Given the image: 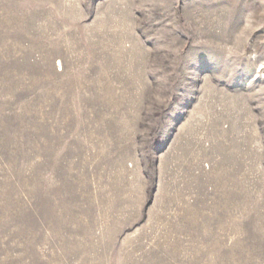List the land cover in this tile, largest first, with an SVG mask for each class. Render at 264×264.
I'll return each instance as SVG.
<instances>
[{
	"label": "rangeland",
	"instance_id": "374dc122",
	"mask_svg": "<svg viewBox=\"0 0 264 264\" xmlns=\"http://www.w3.org/2000/svg\"><path fill=\"white\" fill-rule=\"evenodd\" d=\"M0 264H264V0H0Z\"/></svg>",
	"mask_w": 264,
	"mask_h": 264
}]
</instances>
